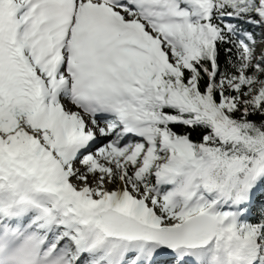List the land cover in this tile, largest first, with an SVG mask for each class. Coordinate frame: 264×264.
<instances>
[{"label": "snow or ice", "instance_id": "snow-or-ice-1", "mask_svg": "<svg viewBox=\"0 0 264 264\" xmlns=\"http://www.w3.org/2000/svg\"><path fill=\"white\" fill-rule=\"evenodd\" d=\"M0 264H264V0H0Z\"/></svg>", "mask_w": 264, "mask_h": 264}]
</instances>
